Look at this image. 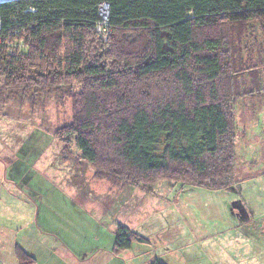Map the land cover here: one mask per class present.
<instances>
[{
  "label": "trees",
  "instance_id": "trees-1",
  "mask_svg": "<svg viewBox=\"0 0 264 264\" xmlns=\"http://www.w3.org/2000/svg\"><path fill=\"white\" fill-rule=\"evenodd\" d=\"M100 2L110 6L107 42L94 32ZM0 21L2 35L27 28L29 46L25 55L0 46L2 89L69 100L72 119L53 136L96 178L145 191L160 181L232 187L235 105L254 94L238 76L252 69L244 51L264 67V0H14L0 3ZM134 240L146 241L119 227L114 248Z\"/></svg>",
  "mask_w": 264,
  "mask_h": 264
},
{
  "label": "rangeland",
  "instance_id": "rangeland-1",
  "mask_svg": "<svg viewBox=\"0 0 264 264\" xmlns=\"http://www.w3.org/2000/svg\"><path fill=\"white\" fill-rule=\"evenodd\" d=\"M242 55L244 64L252 69L240 72L238 89L247 88L254 94L239 97L235 105L234 177L256 172L260 176L253 181L242 179L240 188L224 192L168 181H160L152 191H145L96 178L94 168L80 158L74 146L66 152L53 136L56 129L72 119L70 101L57 103L53 96H35L32 90L25 94L4 90L5 76L0 69V171L5 166L0 194L11 190L32 195L25 200L35 208L32 216L26 210L27 215L1 219L2 225L15 226L12 232L18 240L26 234L29 245H41L42 241L70 245L73 248H63L69 256L77 245H86L85 254L96 261L94 252L102 247L104 256L95 264H249L254 259L263 262L264 245H251L246 240L225 245L222 235L236 237L238 228L219 222L227 209L241 211V222L255 224L252 235L264 243V67L254 66L255 50ZM33 74L34 71H27L26 77ZM249 113L260 127L252 133L248 130L252 128H248L245 136L240 135L247 127ZM252 135L260 137L259 143L250 140ZM14 160L16 165L11 163ZM252 160L256 163L251 164ZM239 165L242 173L237 174ZM8 203L0 200L2 206ZM124 226L146 241L134 240L128 250L115 249L118 257L112 258L110 250L115 245L117 229ZM35 235L37 242L32 240ZM5 237L1 232L0 243H10Z\"/></svg>",
  "mask_w": 264,
  "mask_h": 264
},
{
  "label": "crops",
  "instance_id": "crops-1",
  "mask_svg": "<svg viewBox=\"0 0 264 264\" xmlns=\"http://www.w3.org/2000/svg\"><path fill=\"white\" fill-rule=\"evenodd\" d=\"M253 114L249 113V120L248 123H246V129L240 131V135L241 133L245 136L247 129L248 128H252V129H248L249 131L254 132L255 130H258V128L260 127V122H254L252 121L253 119L251 118ZM258 135H260L258 133ZM258 135L253 136L252 135V142L253 143H259L258 141H260V137ZM244 139V138H243ZM248 140V139H247ZM237 141V140H236ZM264 142V139H263ZM4 162H11V161H4ZM12 164L16 165L18 162L16 160H14L13 162H11ZM252 163H256L255 160L251 161ZM4 165H2V171H0V179H4L5 178V173H4ZM1 168V166H0ZM236 168V167H235ZM240 165L238 167V173H242L239 169H240ZM235 170V169H234ZM234 176V174H233ZM260 176L259 172L256 173H250V175H244V176H236V178L234 177V184L236 183V186H233L229 189L232 188H240V183L243 182V180H250L253 181L255 177ZM25 179V178H24ZM243 179V180H242ZM7 183V182H6ZM20 183V181H19ZM1 184V182H0ZM2 188H4L5 190L7 189V187H5L4 183H2ZM11 190H7V193H2L0 194V200H6L9 201L8 204H3L0 205V233L2 232V236L3 237H8L6 238V240H10V243L8 242H2L0 243V264H19L18 262V258L16 256V252L15 249L16 247H20L22 250H24L30 257L33 258V263L32 264H95L98 258H102L104 256V254L102 255V253L100 252L102 247H98L96 249V251L94 252V254L96 255V261H94V259H91V257H87L89 256V254H85L86 251V245H77L76 249L77 251H79V253H76V250H72L74 253L72 256H69L68 253L66 252L65 246H67L68 248L71 247L70 245H49V243L46 241H42L41 245H37V238L38 235H35V237L32 239L33 241H36L37 243L35 245H29V240H27L29 237L25 234L23 237H21V240H18L17 238V234H13L12 229H15V226H3L2 224L4 222L1 221V219H6V218H10V217H21L23 215H27L24 211L28 210L29 211V215H33V211L35 210V208H33V204L32 203H27L25 199L28 200V198H31L32 195H27L25 193H14V192H10ZM222 192V191H221ZM224 192V191H223ZM25 196H24V195ZM3 207V208H2ZM8 211L7 213H4ZM243 216V213L240 212H236V209L232 210H228L226 211L225 215L222 216V218L220 217L219 222H221V224L223 225L224 223H226L225 225H227L228 223L231 224L232 227L234 228H238L237 232V236L235 237L234 234H230L229 236H225L222 235L223 237V241L225 242V245H237L236 243H240L241 240L244 241H248L251 243V245H264V243H262L258 238H255V236L252 235V230L251 227H253V225L255 224H249V225H245L244 223L241 222V217ZM7 231V232H5ZM225 231V228H224ZM31 233V232H29ZM32 234V233H31ZM220 238V237H219ZM40 246V247H39ZM97 246V245H95ZM73 248V247H71ZM3 249V251H2ZM114 246L111 248L110 250V256L112 258H117L118 254H114ZM107 253V249H105V254ZM109 255V253H107ZM81 256H84L85 258H81ZM255 256V255H254ZM81 262H79V261ZM263 262H259L257 263L255 261V259L253 260L252 263L249 264H264V259H262ZM105 264V263H104Z\"/></svg>",
  "mask_w": 264,
  "mask_h": 264
},
{
  "label": "built area",
  "instance_id": "built-area-1",
  "mask_svg": "<svg viewBox=\"0 0 264 264\" xmlns=\"http://www.w3.org/2000/svg\"><path fill=\"white\" fill-rule=\"evenodd\" d=\"M98 21L95 23L94 32L96 38L102 42H107L110 34V6L107 2H100L97 5ZM34 12V10H29ZM2 25L0 21V46L8 55H25L29 51L26 42L27 28L19 27L9 32L8 35L1 34Z\"/></svg>",
  "mask_w": 264,
  "mask_h": 264
},
{
  "label": "water",
  "instance_id": "water-1",
  "mask_svg": "<svg viewBox=\"0 0 264 264\" xmlns=\"http://www.w3.org/2000/svg\"><path fill=\"white\" fill-rule=\"evenodd\" d=\"M7 1H14V0H3V2H7ZM3 2H2V3H3Z\"/></svg>",
  "mask_w": 264,
  "mask_h": 264
},
{
  "label": "bare ground",
  "instance_id": "bare-ground-1",
  "mask_svg": "<svg viewBox=\"0 0 264 264\" xmlns=\"http://www.w3.org/2000/svg\"><path fill=\"white\" fill-rule=\"evenodd\" d=\"M3 2V0H0V3H2Z\"/></svg>",
  "mask_w": 264,
  "mask_h": 264
}]
</instances>
